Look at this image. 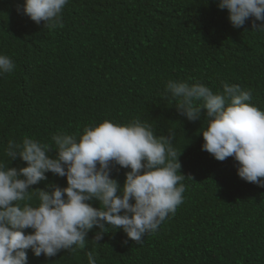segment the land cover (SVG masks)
Returning a JSON list of instances; mask_svg holds the SVG:
<instances>
[{
    "label": "trees",
    "instance_id": "trees-1",
    "mask_svg": "<svg viewBox=\"0 0 264 264\" xmlns=\"http://www.w3.org/2000/svg\"><path fill=\"white\" fill-rule=\"evenodd\" d=\"M219 2L67 0L64 26L48 28L23 13L26 0H0V56L15 65L0 70V163L27 166L5 155L9 141L47 144L49 158H56L55 135L78 142L85 127L139 120L157 138L172 134L185 176L182 204L140 243L106 224L98 243L100 229L88 231L84 249L73 246L51 258L27 249L28 264H89V251L95 264H264V187L241 179L234 157L221 162L202 150L206 109L189 121L176 108L181 98L167 89L170 80L202 84L214 94L238 85L251 92L247 103L264 112V30L252 27L264 21L250 17L234 27ZM110 168L122 189L131 169L115 162ZM45 175L30 187L34 207L35 189L68 186L66 176ZM87 203L100 207L95 199Z\"/></svg>",
    "mask_w": 264,
    "mask_h": 264
},
{
    "label": "clouds",
    "instance_id": "clouds-1",
    "mask_svg": "<svg viewBox=\"0 0 264 264\" xmlns=\"http://www.w3.org/2000/svg\"><path fill=\"white\" fill-rule=\"evenodd\" d=\"M66 3L26 0L23 13L37 25L43 21L45 27L62 28L60 14ZM219 8L228 10L237 28L250 17L264 21V0H220ZM252 27L264 30L255 22ZM14 67L10 58L0 56V70L9 73ZM167 89L181 98L176 108L189 121L200 119L206 109L209 123L202 131V150L221 162L234 157L238 176L264 187V112L247 103L251 92L225 84L223 93L214 94L202 84L172 80ZM194 101H202V107ZM53 140L56 158H49V145L27 137L22 144L8 143L5 155L11 161L19 157L27 166L16 169L0 163V264H28L27 249L36 257L48 258L61 250L75 251L73 246L84 249L88 231L100 229L93 239L98 243L106 224L123 229L129 239L140 243L183 202L185 186L180 182L185 176L171 133L157 138L151 126L139 120L126 126L105 120L85 127L78 142L67 134L55 135ZM112 162L131 169L122 189L110 178ZM47 172L66 176L68 186L49 185L51 192L35 189L39 203L34 207L30 187L45 181ZM93 199L100 202L99 209L87 203ZM26 229H33V234H25ZM87 256L89 264H95L93 251Z\"/></svg>",
    "mask_w": 264,
    "mask_h": 264
}]
</instances>
